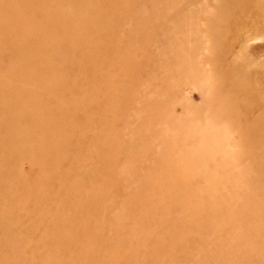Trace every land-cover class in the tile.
<instances>
[{
  "label": "rangeland",
  "instance_id": "374dc122",
  "mask_svg": "<svg viewBox=\"0 0 264 264\" xmlns=\"http://www.w3.org/2000/svg\"><path fill=\"white\" fill-rule=\"evenodd\" d=\"M256 32L264 0H0V264H264Z\"/></svg>",
  "mask_w": 264,
  "mask_h": 264
},
{
  "label": "bare ground",
  "instance_id": "6f19581e",
  "mask_svg": "<svg viewBox=\"0 0 264 264\" xmlns=\"http://www.w3.org/2000/svg\"><path fill=\"white\" fill-rule=\"evenodd\" d=\"M259 33L260 32H256L254 34L244 33L240 36L236 47V59L241 61V64L245 69L260 68L264 70V33Z\"/></svg>",
  "mask_w": 264,
  "mask_h": 264
}]
</instances>
